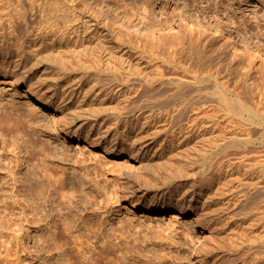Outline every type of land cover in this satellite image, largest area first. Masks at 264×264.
Returning a JSON list of instances; mask_svg holds the SVG:
<instances>
[{
	"label": "rangeland",
	"instance_id": "1",
	"mask_svg": "<svg viewBox=\"0 0 264 264\" xmlns=\"http://www.w3.org/2000/svg\"><path fill=\"white\" fill-rule=\"evenodd\" d=\"M22 1L29 14L26 23L6 14L11 2L17 4V0H0V264H19L18 257L22 259L20 264H43L48 256L42 247L45 239H39V235L47 238L48 221L39 220L41 213L33 216L22 185L29 169L39 170L45 147L48 152L53 148L58 163H65L68 156L71 158L74 238L83 237L88 241L83 252L89 251L94 264H264V142L255 141L245 149L228 148L224 154L232 163L231 167L226 165L230 171L216 163L219 182H214L212 188L198 183L195 192L190 194L188 187L180 193L179 182L173 186L161 184L162 174L150 175L139 163L140 160L160 162L185 150L171 144L163 122L157 126L149 124L141 112L126 113L120 120L93 111L89 119L70 125L82 132L80 141H63L58 133L65 110L82 91L78 86L71 87L82 74L73 76L65 65L69 59H80L64 51L69 45L77 44L74 37L84 45V55L87 52L88 63L92 64L96 61L93 48L106 50L105 59L113 65L122 57L128 59L130 54L143 65L146 61L154 62V56L159 54L155 62L171 60L177 68L160 67L166 79L186 81L197 75L198 81L204 80L202 87L207 86L203 97L206 101L196 105L201 122L207 127H217L216 132L209 129L207 133L216 136L221 130L218 127H231L236 117L237 126L242 118L228 113L224 109L226 104L215 95L214 86L208 87L210 69L212 77H219V82H226L236 91L243 90L240 80L244 75L262 78L264 0H70L73 5L70 20H73L64 22L61 17L58 25L50 27L47 22L38 25L41 12L38 8L32 9L30 0ZM66 11L68 14L69 10ZM151 13L157 16L155 23H150ZM191 17L215 23L220 36L216 37L211 29L202 30L200 36L201 29ZM157 27L169 35L159 36ZM237 34L243 35L249 47L239 41ZM151 46H160V51H154ZM61 50L65 60L59 58ZM200 53L204 54L202 60ZM56 55L59 67L53 64ZM59 68L66 72L62 73ZM261 81H248L252 87L259 86L254 87L258 91L252 92L255 97L254 94L251 97V91L245 92L250 93L246 100L250 99L252 107L254 102H261L264 110ZM98 92L89 100H96ZM28 95L43 103L30 101ZM233 116H236L233 122H229ZM84 123L87 124L82 129ZM259 130L263 131L261 127ZM228 135L234 136L229 132ZM255 135L253 140L258 137ZM224 145H214L215 152L225 149ZM107 146L115 147L116 152L107 154ZM117 152L121 153L116 155ZM242 157L246 167L240 165ZM196 170L203 176L210 172L201 173V167ZM222 171L225 178L220 176ZM230 180L232 184H227ZM16 197L22 200L20 203L26 202L17 205ZM183 198L185 204L181 206ZM132 202L166 203L170 210L164 213H151L143 208L129 210L127 206ZM14 204L17 214L22 213L19 217L24 213L26 218L18 217L21 222L17 219L22 229L6 221V212L10 217L14 215ZM9 227L18 228V238L13 237L15 233ZM78 242L74 244L76 252L80 248ZM9 246L16 247L18 253L9 256ZM98 255L102 260H95L94 256Z\"/></svg>",
	"mask_w": 264,
	"mask_h": 264
},
{
	"label": "bare ground",
	"instance_id": "2",
	"mask_svg": "<svg viewBox=\"0 0 264 264\" xmlns=\"http://www.w3.org/2000/svg\"><path fill=\"white\" fill-rule=\"evenodd\" d=\"M29 2L32 5V9L38 8L39 11L41 12L38 25L46 22L48 23L46 25H49L48 27L52 25H58L57 22L60 20L61 17L64 19V22H67L66 20L69 21L73 20V19L70 20L71 19L70 11L73 10L72 9L73 5H71L70 0H30ZM24 8H25L24 2L22 0H17V4L11 2L10 9L8 11L6 9V14L12 18L17 17L21 19V21H24V23H26L29 21V19H27V15L29 14H27L28 12H26L27 10H25L27 9V7L25 9ZM66 9L69 10L68 14ZM156 17L157 16L154 13H151L148 16V18H150V23H155ZM192 19H193V23L198 25L199 29H201L200 36H202L203 34L202 30L205 29H211V32L216 37L220 36L219 34L220 30L218 26H215V23L213 24V22L211 21H207L206 19H201L198 17H194ZM75 20L78 19L75 18ZM158 21L160 22L161 20ZM166 22L168 23V21ZM161 25H163V23H161ZM153 27L156 28L154 24ZM158 28L159 27H157V29ZM58 29L60 30L59 27ZM161 30H162L161 28L158 29V31L160 32L159 36L162 37L169 35ZM154 32L155 30L153 31V33ZM180 32L181 31H179V33ZM182 33H186V31L182 30ZM96 34L97 32H95V35ZM237 36L239 38V41L243 45L249 47L250 43L243 37V35L237 34ZM171 37L174 38L173 35H171ZM74 42H76L77 44L73 46L69 45L67 50L64 51L71 52L74 55L76 54L75 56H78L80 59L75 60L74 57L72 60L69 59L65 65L69 66V72L72 73L73 76L82 74V76L78 80L73 81V83L71 84L72 88L74 86H78L80 89H82V91L80 94H78L79 97L74 99L75 100L73 101L74 103L70 104L67 107L68 109L65 110L67 112L65 113L66 119H64L65 118L64 117L63 120L61 121L63 123H61L60 126L61 128L58 131L63 141L64 140L80 141L82 139L81 138L82 132L79 129H72L70 125H74L76 122L79 121L83 122L85 119H89V114L92 113L93 111L106 117L107 116L115 117V119L120 118V120L123 118V115L126 113L141 112L142 116L145 115L146 120H148L149 124L157 126L158 124L160 125L163 122L164 123L163 125H165L164 128L166 130V134L168 133L167 134L168 138L171 140V144L175 146H179L180 148H185V150H181V149H179L181 151L176 150L179 152L175 153V155H172L171 153L172 155L171 157L168 155L169 157L167 158L165 157L166 159L164 158L160 162H153V161L147 162L145 160H140L139 163L144 167H146L147 170H149L148 173L150 175H154L156 173L162 174L161 175L162 177L159 178V180H162L161 184L173 186L176 182L177 183L179 182L180 188L182 187L180 189L181 190L180 193H182L183 189L185 190L186 187H188V189L190 190V194L195 192L196 190L195 187L198 185V183L199 184L201 183L203 187L207 186L208 188H212L214 186V182L217 181V176L215 174V164L219 162V164H221V167L223 168L226 167V165L230 166L232 164L228 162L230 158L227 155H225L228 148H233V147L244 148L248 146L250 143L253 142L255 143V141L264 142V110L262 107H260V104L262 105V103L260 101H259L260 104L258 102L255 103L252 99V101L256 105L252 107V105H250L251 102L250 99H248L250 101V102L248 101L249 104L246 100L248 97H250L249 96L250 93H252L253 91L255 92V90L259 88V86L258 87L254 86L255 88H257L254 89V87L251 86L253 84H250L248 82L249 79H253L255 82L262 80L261 83L262 85H264L263 82L264 74L262 75V78H260L259 80L249 77V74L244 75L245 76V77L243 76L244 79L240 80L242 82V85L240 83V87L243 88V90L240 88L241 89L240 91H236V90H232L226 82H219L220 81L219 77H212L214 75L212 74L213 73L212 69H210L212 76L209 79L210 82L208 87L211 88L212 86H214V88L216 89L215 95H218L217 97H219L220 100L224 102V104H226V107L224 109H226L228 113L237 115L238 117L242 118V121L240 119L239 124L237 126H236L237 123L235 124V120H237L236 122H238L239 119L236 116H233L232 118H230V120L225 119L226 121L229 120V122L230 121L233 122L234 118L235 117L237 118V119L235 118L234 123L231 127H229L230 125L228 126L229 128L218 127V129H221L220 132L217 133L216 136L214 135L211 136L212 134L210 135L207 132L210 129V132L212 131L213 133V131H215L217 127L214 129L213 128L214 126H211V124H210L211 127L209 126L207 127L206 126L207 124H203V122H201L199 117H197L200 115V111L197 110L198 108H196V105H198L202 100L204 101L205 99L203 97L205 96V94H207L204 92L207 86L202 87L201 85V83H203L204 81L203 79H200L198 81L197 75L194 76L192 75V78L186 81L179 78L166 79L165 75L162 74V70L160 69V67L162 66L163 69L165 68L166 70L167 69L166 65L175 68H177L178 65L172 62L171 60H165L164 63L162 62L163 64L157 60L158 62L156 61L157 62L156 63L155 60L160 56V54L157 57L154 56L155 59L154 62H151L152 60L149 62L146 61L145 62L146 65H143L144 63L142 64L140 61L134 60L135 56L133 57L132 54L128 56V59L122 57L120 58L123 59L122 61L120 59L116 60V64L113 65V63H111L109 59H105L106 50L101 51L99 48H93L92 54H94L96 61L93 62V64L90 61L88 63L89 56L87 52L84 55L85 53V49L83 48L84 45L79 44L78 40H75V37H74ZM191 42L193 43V41ZM151 47L154 48V49L152 48L154 51L155 49L157 50V52L160 51L159 48L160 46L159 47L151 46ZM64 51L62 50L59 51L60 56L62 55L61 53ZM170 51H169L170 54L174 52V51L172 52ZM254 51L255 53L258 52L257 50ZM157 52L153 54H156ZM163 52L165 53V50ZM163 52H161V54ZM200 55L202 57L200 58V60H202L204 54L200 53ZM56 57L57 55L53 59L54 61L53 64L54 66L59 67L60 66L59 63L55 60ZM61 57H59L61 60H65V58L63 57L61 58ZM210 65H212V63ZM59 69L58 72L61 70ZM61 71H63L62 73L66 72V70H61ZM217 71L220 73L219 68H217ZM86 79H88L89 82H87ZM258 83L260 85V82ZM263 87L264 86H262V88ZM97 91H100L98 92L99 94L96 96L97 99L90 101L89 99L91 98V96L94 93H97ZM241 91L242 92L251 91V92L250 93L245 92V94H243ZM262 94L264 95V92ZM252 95L254 97L256 96L255 93H252L251 97ZM27 97L30 101L43 103L37 97L31 95H28ZM251 104L253 103L251 102ZM258 104L259 107H257ZM219 109L221 110V108ZM220 110L219 111L215 110V112L220 113ZM150 111H154L153 112L154 114L146 115L147 112ZM120 120L118 121L120 122ZM219 122H215V124L212 122L210 123L214 125H216L217 123L218 125ZM86 124L87 123L82 124L81 128L84 129L86 127ZM220 127H222V125ZM259 127H261L263 131L261 132L259 130L261 133H259L260 135H257L255 132L259 129ZM228 132L234 134V136H229ZM252 135H255V137L257 138L253 140ZM223 144H225L224 146L227 147L221 150V152H217V151L215 152L217 148L216 146L214 147V145L221 146ZM107 147H106L107 154H114L116 152L115 147H108V148ZM45 149L46 147L44 148L42 153V158L40 162L41 166L39 167V170L29 169L27 176L28 178L26 179V176H24L26 180L22 179L23 181L22 185L24 187L22 188L24 189V192H26L24 193L26 194L24 197L26 201L29 202L28 204L29 207L31 208V213L34 214L33 215L30 213V215H33L35 217L38 213L39 215L41 213L42 215L39 217V220L48 221L47 238H45L43 235L42 236L39 235L40 240L45 239V243L43 241L44 245L42 247L44 252L48 253V256L46 257V259H44L43 264H94L93 258L90 255L89 251L86 249V251L83 252L85 250L84 248L85 244L88 241L87 240L85 241V238L83 237H79L77 239L74 238V224H73L74 218L72 215L73 198H74L72 192L73 180H72V176H70V174L72 173L69 172L71 171L69 166L71 158L69 156L68 157L66 156L67 159L66 158L64 159L66 160L64 161L65 163H58L54 159L53 148L52 151L50 152H48L47 150L45 151ZM173 149L174 148H172V150ZM173 151L175 152V150ZM119 153L121 152H117L116 155H119ZM243 154H245V151ZM243 159L244 158L242 157V159H240L239 161L241 160L243 161ZM242 161L240 165L246 167L245 164H242ZM240 165L238 166L240 167ZM198 167L202 168L201 173H206L207 171L210 172L207 173L205 176H203L204 174L200 175L199 171L196 170ZM247 168H245V171ZM216 171H218L217 173H219V170ZM222 172L220 173L221 177L224 176L225 171L223 173ZM226 172L228 171L226 170ZM243 176L245 178V173ZM223 178H225V176ZM198 180L201 182H199ZM218 182L219 180L217 181V183ZM226 183L232 184V181L230 180L227 181ZM241 189L242 186L240 190ZM234 191L235 190H233V195H234ZM85 196L89 198L86 194ZM211 196L213 197L214 195L210 194V197ZM24 197L22 195V200L24 199ZM17 198L18 197H16L14 201V203H16L17 205L18 204L23 205V202H26L23 201L22 203H20L22 200L20 199L21 200L20 201ZM208 199L210 200V198ZM240 199L241 197L239 198V201ZM87 201L91 202V200L89 199H87ZM28 204L26 205L27 207ZM184 204H185V198L180 200V205L183 206ZM22 208L24 209L26 207H22ZM127 208L129 210L131 209L134 210L135 208H143L145 209V211L151 213H164L170 210V206L166 203L153 204L151 202H145L143 204H137V203L135 204L134 202H132L130 206H127ZM14 209L15 210L18 209L16 205L13 208L14 212L12 211L14 215L11 217H10L11 214L9 215L6 212V216L9 217V219L7 217L6 221H9L11 223L10 225H12L13 222L17 227L18 226L21 227L22 223L17 222V219L19 215L22 213H20L21 211H19L20 214L18 213L19 214L18 215L17 214L18 210L15 211ZM22 217L23 219L25 218L24 213L23 216H20L19 218ZM174 217L176 218L178 216H174ZM28 218L27 221H29ZM33 221H35V219ZM9 229L13 230L10 227ZM17 230L18 228L12 231L13 234L15 233V235L13 236L15 238L19 237L18 235L19 233L18 234L16 233ZM77 240L80 241L78 242L79 244L78 247L80 248L76 252L74 244ZM12 246H9L8 249L10 250L8 251L9 256L12 255V253L14 254L18 253L17 248ZM11 247L12 249H10ZM94 258L96 261L102 260L101 255H98L97 257L94 256ZM18 259H20V263H21L22 261L21 257H18Z\"/></svg>",
	"mask_w": 264,
	"mask_h": 264
}]
</instances>
